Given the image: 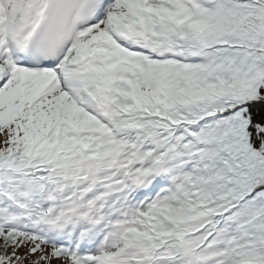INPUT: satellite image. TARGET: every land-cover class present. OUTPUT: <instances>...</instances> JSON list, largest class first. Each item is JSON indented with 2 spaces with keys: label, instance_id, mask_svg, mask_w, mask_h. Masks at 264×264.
Here are the masks:
<instances>
[{
  "label": "snow or ice",
  "instance_id": "obj_1",
  "mask_svg": "<svg viewBox=\"0 0 264 264\" xmlns=\"http://www.w3.org/2000/svg\"><path fill=\"white\" fill-rule=\"evenodd\" d=\"M0 264H264V0H0Z\"/></svg>",
  "mask_w": 264,
  "mask_h": 264
}]
</instances>
